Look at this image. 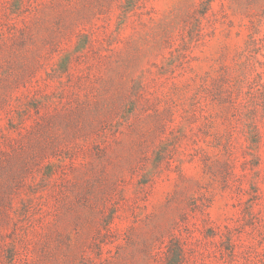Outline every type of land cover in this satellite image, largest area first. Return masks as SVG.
<instances>
[{
    "label": "rangeland",
    "instance_id": "obj_1",
    "mask_svg": "<svg viewBox=\"0 0 264 264\" xmlns=\"http://www.w3.org/2000/svg\"><path fill=\"white\" fill-rule=\"evenodd\" d=\"M0 264H264V0H0Z\"/></svg>",
    "mask_w": 264,
    "mask_h": 264
}]
</instances>
